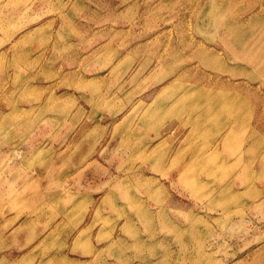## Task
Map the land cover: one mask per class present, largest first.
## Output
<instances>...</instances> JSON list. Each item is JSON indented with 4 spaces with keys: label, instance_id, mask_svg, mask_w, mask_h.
I'll use <instances>...</instances> for the list:
<instances>
[{
    "label": "rangeland",
    "instance_id": "1",
    "mask_svg": "<svg viewBox=\"0 0 264 264\" xmlns=\"http://www.w3.org/2000/svg\"><path fill=\"white\" fill-rule=\"evenodd\" d=\"M0 264H264V0H0Z\"/></svg>",
    "mask_w": 264,
    "mask_h": 264
}]
</instances>
